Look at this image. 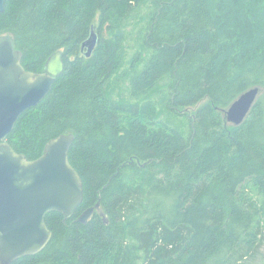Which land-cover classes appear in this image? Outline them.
I'll use <instances>...</instances> for the list:
<instances>
[{
	"label": "trees",
	"instance_id": "obj_1",
	"mask_svg": "<svg viewBox=\"0 0 264 264\" xmlns=\"http://www.w3.org/2000/svg\"><path fill=\"white\" fill-rule=\"evenodd\" d=\"M2 35L28 72L57 51L64 62L6 142L31 161L74 135L83 185L71 218L46 215L48 245L12 264H264V0H5ZM253 88L247 117L227 123ZM98 202L106 225L77 222Z\"/></svg>",
	"mask_w": 264,
	"mask_h": 264
},
{
	"label": "water",
	"instance_id": "obj_2",
	"mask_svg": "<svg viewBox=\"0 0 264 264\" xmlns=\"http://www.w3.org/2000/svg\"><path fill=\"white\" fill-rule=\"evenodd\" d=\"M4 2L0 0V12ZM96 41L92 31L81 46L85 57L91 55ZM63 69V52L57 51L47 59L43 72L26 71L11 36H0V264L41 252L52 237L46 215L55 212L69 219L83 201L82 180L68 158L74 135L48 141L42 154L31 161L6 142L18 118L47 96ZM260 92L253 88L235 99L223 110L226 122L240 125ZM93 212L107 224L99 202L85 210L77 222L85 224Z\"/></svg>",
	"mask_w": 264,
	"mask_h": 264
},
{
	"label": "rangeland",
	"instance_id": "obj_3",
	"mask_svg": "<svg viewBox=\"0 0 264 264\" xmlns=\"http://www.w3.org/2000/svg\"><path fill=\"white\" fill-rule=\"evenodd\" d=\"M136 25H139V24H135L134 26H133V28L134 27H136ZM131 53V52H130ZM203 103L201 102V103H199V104H197L196 106H193V107H190V108H186V109H180V110H178V113H180V114H182V115H187V117H191V116H193L194 115V113H195V111L197 110V108L199 107V106H201ZM222 113H223V111H222ZM181 118H184V120H183V128H186L187 126H188V124H189V121L184 117V116H180ZM178 118V117H175V116H171L170 117V123H169V125H170V127L171 126H173L175 123H177V122H181V118ZM223 117H224V119H225V116H224V114H223ZM254 195V194H253ZM264 255V254H263ZM263 261H264V258H263ZM255 264H262V263H259V262H256Z\"/></svg>",
	"mask_w": 264,
	"mask_h": 264
},
{
	"label": "bare ground",
	"instance_id": "obj_4",
	"mask_svg": "<svg viewBox=\"0 0 264 264\" xmlns=\"http://www.w3.org/2000/svg\"><path fill=\"white\" fill-rule=\"evenodd\" d=\"M43 72V71H42Z\"/></svg>",
	"mask_w": 264,
	"mask_h": 264
},
{
	"label": "flooded vegetation",
	"instance_id": "obj_5",
	"mask_svg": "<svg viewBox=\"0 0 264 264\" xmlns=\"http://www.w3.org/2000/svg\"><path fill=\"white\" fill-rule=\"evenodd\" d=\"M64 63V62H63Z\"/></svg>",
	"mask_w": 264,
	"mask_h": 264
}]
</instances>
